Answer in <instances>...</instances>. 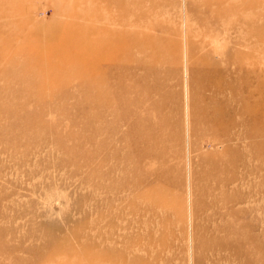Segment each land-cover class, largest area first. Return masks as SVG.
Masks as SVG:
<instances>
[{
  "label": "rangeland",
  "instance_id": "1",
  "mask_svg": "<svg viewBox=\"0 0 264 264\" xmlns=\"http://www.w3.org/2000/svg\"><path fill=\"white\" fill-rule=\"evenodd\" d=\"M0 264H264V0H0Z\"/></svg>",
  "mask_w": 264,
  "mask_h": 264
}]
</instances>
